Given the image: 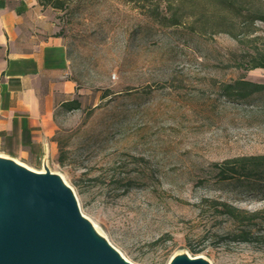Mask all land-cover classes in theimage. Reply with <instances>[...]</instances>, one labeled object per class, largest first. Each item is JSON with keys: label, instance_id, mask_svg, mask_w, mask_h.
Masks as SVG:
<instances>
[{"label": "rangeland", "instance_id": "1", "mask_svg": "<svg viewBox=\"0 0 264 264\" xmlns=\"http://www.w3.org/2000/svg\"><path fill=\"white\" fill-rule=\"evenodd\" d=\"M225 1L234 6L46 7L80 102L56 111L57 152L47 167L133 264H167L178 253L264 264V168L219 174L225 161L264 155V90L242 96L240 86L227 88L239 79L264 84V69H243L264 52V21L251 20L264 15V0Z\"/></svg>", "mask_w": 264, "mask_h": 264}, {"label": "crops", "instance_id": "2", "mask_svg": "<svg viewBox=\"0 0 264 264\" xmlns=\"http://www.w3.org/2000/svg\"><path fill=\"white\" fill-rule=\"evenodd\" d=\"M66 49L36 0H0V156L30 169L57 152L55 113L74 99Z\"/></svg>", "mask_w": 264, "mask_h": 264}, {"label": "water", "instance_id": "3", "mask_svg": "<svg viewBox=\"0 0 264 264\" xmlns=\"http://www.w3.org/2000/svg\"><path fill=\"white\" fill-rule=\"evenodd\" d=\"M0 156V264H133L82 215L72 189L42 163ZM167 264H210L178 253Z\"/></svg>", "mask_w": 264, "mask_h": 264}, {"label": "trees", "instance_id": "4", "mask_svg": "<svg viewBox=\"0 0 264 264\" xmlns=\"http://www.w3.org/2000/svg\"><path fill=\"white\" fill-rule=\"evenodd\" d=\"M37 3L42 7L43 10H46L47 6H50L53 9L61 10L65 0H36ZM220 5L234 6L232 2L226 3L225 0H216ZM261 20L264 21V15H259L254 12L251 20ZM177 22L173 21L171 24L174 25ZM56 36H58L56 34ZM244 71L253 70V69H264V52L257 51L255 54H252L247 60L246 64L243 65ZM234 86H240L241 90L244 92L242 96H246L252 92H260L264 90V84L251 82L243 79L236 80L232 85H228L227 88H233ZM62 107L67 111L77 110L80 108V102L77 99H72L68 102L62 104ZM224 167H220L219 174L222 178H231L233 175L238 176H249L251 172H256L257 170L264 168V155L257 156H248V157H238L225 161L222 164ZM218 166V165H217ZM231 212V208L227 209ZM196 254L197 252L191 251Z\"/></svg>", "mask_w": 264, "mask_h": 264}]
</instances>
